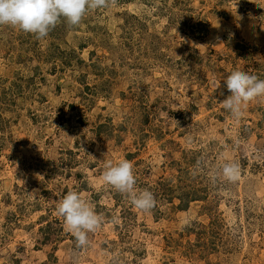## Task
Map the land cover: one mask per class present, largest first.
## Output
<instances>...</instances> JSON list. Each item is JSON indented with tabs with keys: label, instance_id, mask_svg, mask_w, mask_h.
Instances as JSON below:
<instances>
[{
	"label": "rangeland",
	"instance_id": "rangeland-1",
	"mask_svg": "<svg viewBox=\"0 0 264 264\" xmlns=\"http://www.w3.org/2000/svg\"><path fill=\"white\" fill-rule=\"evenodd\" d=\"M257 56L264 0H115L40 40L0 25V264H264V97L240 120L220 103L232 70L264 79ZM120 159L151 210L103 181ZM69 188L102 217L83 248Z\"/></svg>",
	"mask_w": 264,
	"mask_h": 264
},
{
	"label": "clouds",
	"instance_id": "clouds-1",
	"mask_svg": "<svg viewBox=\"0 0 264 264\" xmlns=\"http://www.w3.org/2000/svg\"><path fill=\"white\" fill-rule=\"evenodd\" d=\"M115 0H0V25L33 34L44 39L58 22L63 20L70 26H78L89 10L107 8ZM257 63H264V57L257 56ZM228 95L222 102L233 119L243 118V106L254 99L264 97V79L240 69L232 70L224 79ZM67 172L68 169H65ZM229 182L239 179L240 168L234 162L224 163L219 170ZM102 179L113 189L128 197L133 207L141 211L151 210L156 201L147 189L137 190L133 165L127 159L104 163ZM56 212L63 218L65 230L74 237L76 247L83 248L88 234L100 227L102 217L94 208L71 188L63 193L55 205Z\"/></svg>",
	"mask_w": 264,
	"mask_h": 264
}]
</instances>
